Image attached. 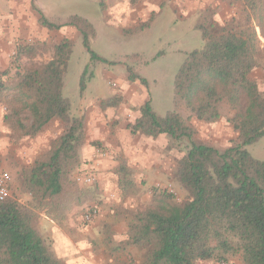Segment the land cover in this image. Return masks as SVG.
Returning <instances> with one entry per match:
<instances>
[{"label": "trees", "instance_id": "trees-1", "mask_svg": "<svg viewBox=\"0 0 264 264\" xmlns=\"http://www.w3.org/2000/svg\"><path fill=\"white\" fill-rule=\"evenodd\" d=\"M245 4L257 15L261 13L262 28L264 0H246ZM32 8L42 26H62L50 22L33 4ZM66 24L81 33L90 60L106 61L90 47L94 28L87 19L73 15ZM201 29L203 46L187 53L174 76L173 108L159 115L148 99L139 105L135 121L127 125L131 134H165L186 143L177 161L176 178L188 197L177 202L161 192L153 198L154 206L131 213L126 239L112 248L143 247L142 264L202 260L228 264L231 255L240 256L243 264H264V160L246 148L264 136V88L250 76L258 65L257 35L251 26L236 29L231 23H211ZM72 47V40L64 37L52 47L50 59L24 66L23 58L35 57L40 46L17 42L10 85L2 78L8 70L0 72V91L9 89L13 97L4 121L13 122L25 134L36 133L54 120L64 125L57 145L36 160L23 180L22 189L43 207L46 198L63 192L66 176L78 164V147L84 137V118L70 116V101L62 92ZM130 78L145 83L143 78ZM84 86L82 74L79 89ZM222 102L235 110L230 121L238 136L235 143L221 149L198 142L189 122L192 118L217 121ZM181 107L187 116L180 114ZM24 111L31 119L30 128L22 122ZM117 173L123 194H134L138 187L128 166L120 164ZM36 220V213L17 201H0V264H62L37 229Z\"/></svg>", "mask_w": 264, "mask_h": 264}, {"label": "rangeland", "instance_id": "rangeland-1", "mask_svg": "<svg viewBox=\"0 0 264 264\" xmlns=\"http://www.w3.org/2000/svg\"><path fill=\"white\" fill-rule=\"evenodd\" d=\"M207 1L209 2L203 5L201 15L189 12L184 18H179L170 9H163L149 26L134 31H120L110 20L106 22L101 17L93 18L91 21L95 29L90 38V47L105 58L106 61L103 62L90 60L89 53L82 44L81 33L74 25L66 24L69 20L67 15L73 11L93 14L92 3L86 5L78 0H52V5L57 10L48 12L47 19L53 23H62L64 28L48 29L37 19V29H32V32L16 30L11 34H0V72L8 70L2 78L7 80L8 85L11 84L14 73L11 56L17 42L39 44V53L35 57L22 60L24 66H33L50 59L54 44L67 37L72 40L73 47L62 92L70 101V116H83L84 126H119L121 122V126H127L139 116L137 111L143 100L149 99L151 107L159 115L171 110L174 76L187 53L203 46L201 27L209 28L211 23H231L236 29L240 26H251L255 29L258 65L251 71L250 76L258 83L259 88H264V73H261V60L264 59V45L261 41V36H264V20L261 28V13L257 15V12L249 9L245 4L246 0ZM187 6H192V3ZM83 7H87V10ZM82 74L85 86L80 90ZM133 75L143 78L145 83L139 78L132 80L130 77ZM11 98L12 92L9 89L0 91V172L6 171L11 177L10 196L7 200H15L33 210L37 215L36 224L40 214H46L51 219H64L65 222L82 228L75 232L78 235L82 232L87 234L88 242L94 250L103 251V247L113 246L112 226L120 233L125 230L126 234L131 213L154 206L153 198L160 197L161 192L171 194L177 202L188 197L187 191L176 178L177 161L186 150L185 142L174 141L165 134L157 137L142 133L131 134L127 129V135L123 136V142L127 144L124 148L112 153L108 147L99 148V153L96 148L97 156L87 162L81 161L79 156V147L85 141L84 130L83 140L78 147V164L66 176L63 192L46 198L44 201L47 204L43 207L28 191L22 189L23 180L25 181L36 160L45 157L57 145L64 125L54 120L47 123L44 130L25 134L13 122L4 121L6 106L13 103ZM110 102L113 104L110 105ZM220 111L222 116L215 122L192 118L189 124L195 129L194 137L198 142L222 149L237 141L238 132L230 121L235 110L222 102ZM179 112L183 117L188 114L183 107ZM21 116L23 124L30 128L31 119L28 113L24 111ZM87 142L91 144L95 141ZM134 146L142 148L145 158L150 160L149 163L154 168L159 167L160 171L152 178L138 168V151H134ZM246 148L253 157L264 160V136ZM120 164L128 166L130 176L138 187L134 194L124 195L118 185L117 169ZM83 165L95 167L93 170L96 176L92 183L76 180ZM94 206L98 210L101 208V212L106 211L98 224L95 222L99 213L88 222L83 220L86 210ZM109 215H118V218L106 221L105 218ZM81 224L88 228L84 227L86 230H83ZM135 250L140 257L144 255L143 247L135 246ZM228 264L243 263L240 256L231 255Z\"/></svg>", "mask_w": 264, "mask_h": 264}, {"label": "crops", "instance_id": "crops-1", "mask_svg": "<svg viewBox=\"0 0 264 264\" xmlns=\"http://www.w3.org/2000/svg\"><path fill=\"white\" fill-rule=\"evenodd\" d=\"M80 3L89 4L92 3L93 14L83 15L79 11H73L69 13L68 19L77 15L84 19H87L94 27L92 19L95 17H101L106 22L109 20L117 25V28L122 31L123 29L128 30H138L149 26L150 22L155 19L157 14L163 9H170L177 17H185L189 12L199 13L201 15L203 5L208 3L207 0H78ZM192 3V6H187ZM32 4L39 9L43 15L47 18L48 12H54L57 7L52 5V0H0V34H11L18 30L19 32H32V29H37V19L38 14L32 9ZM85 11L87 10V7ZM36 13V14H35ZM57 24H62L55 22ZM110 23V22H109ZM66 29H69L66 26ZM60 28H64L61 26ZM67 32V30H66ZM69 33V32H68ZM75 33L76 30H75ZM96 33V32H95ZM261 41L264 45V36H261ZM261 44V46H263ZM261 73H264V59L261 60ZM148 100V99H147ZM146 100L139 103L142 104ZM83 106V101L80 102ZM88 109V107H85ZM139 115V111H137ZM90 124V122H88ZM122 124V122H121ZM85 126V141L79 147V156L81 161H92L95 156H97L96 148H106L108 147L109 152H115L119 148L123 147L125 144L123 141V136L128 133L127 126ZM46 126H43L44 130ZM87 139V140H86ZM94 140L93 143H88L87 141ZM105 145V146H104ZM134 151H138V168L145 173L147 177L152 178L157 171H160L159 167L154 168L148 160L145 158L142 148H136L134 146ZM95 164V161H94ZM94 166L83 165L78 172L81 173H93L94 178L96 174L93 170ZM95 168V167H94ZM95 207V206H94ZM98 218L95 224H98V220L104 218L106 211L101 212L98 210ZM38 222L36 224L37 229L43 235L46 242L50 245L51 250L55 256L62 262V264H142L143 256L136 252L135 246H127L124 250H113L112 247H117L120 243L126 239L125 230L120 233L117 228L112 226L113 235V246L111 248L103 247L104 250L96 251L88 242L87 234L83 232L81 235L76 233L82 229L75 227L74 224H69L65 222L64 219L49 218L46 214H40ZM114 218H118V215H109L105 218L106 221H111ZM47 219V220H45ZM83 223V222H82ZM73 225V226H71ZM83 225V230L88 228ZM104 225V224H103ZM84 227H86L84 229ZM99 230L100 228L97 227ZM82 230V231H83ZM90 231H93L90 230ZM87 233V232H85ZM133 261V262H132ZM197 264H221L215 260H202L197 262Z\"/></svg>", "mask_w": 264, "mask_h": 264}, {"label": "built area", "instance_id": "built-area-1", "mask_svg": "<svg viewBox=\"0 0 264 264\" xmlns=\"http://www.w3.org/2000/svg\"><path fill=\"white\" fill-rule=\"evenodd\" d=\"M101 149H97L99 153ZM106 151V150H104ZM76 180L85 183H92L94 181V174L93 173H81L76 176ZM10 181L11 177L8 172L2 171L0 172V201L6 200L10 196ZM98 214L97 207H91L86 210L83 214V220L88 222L91 218L95 217Z\"/></svg>", "mask_w": 264, "mask_h": 264}]
</instances>
